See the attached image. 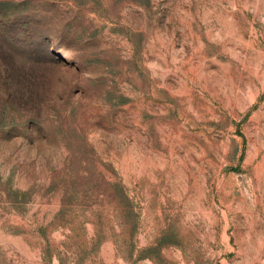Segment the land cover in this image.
Here are the masks:
<instances>
[{
  "label": "rangeland",
  "instance_id": "rangeland-1",
  "mask_svg": "<svg viewBox=\"0 0 264 264\" xmlns=\"http://www.w3.org/2000/svg\"><path fill=\"white\" fill-rule=\"evenodd\" d=\"M0 264H264V0H0Z\"/></svg>",
  "mask_w": 264,
  "mask_h": 264
}]
</instances>
